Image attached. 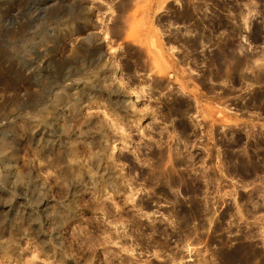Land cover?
I'll return each mask as SVG.
<instances>
[{"label": "rangeland", "instance_id": "rangeland-1", "mask_svg": "<svg viewBox=\"0 0 264 264\" xmlns=\"http://www.w3.org/2000/svg\"><path fill=\"white\" fill-rule=\"evenodd\" d=\"M246 246L264 262V0H0V264Z\"/></svg>", "mask_w": 264, "mask_h": 264}, {"label": "bare ground", "instance_id": "bare-ground-1", "mask_svg": "<svg viewBox=\"0 0 264 264\" xmlns=\"http://www.w3.org/2000/svg\"><path fill=\"white\" fill-rule=\"evenodd\" d=\"M211 1V0H210ZM231 8V7H230ZM118 35L124 34V28L119 29L117 32ZM105 36L101 41H104ZM83 43L75 52L73 55V59L76 61H79L85 65V69L90 72L92 70L98 69L100 67L101 63L103 62L104 56L103 53L100 51V49H92L90 47V36H86V38L83 40ZM69 90V89H67ZM186 217H191L190 214H186ZM247 249V250H246ZM224 256L223 260L226 263H232L234 261H250L252 258V254L250 250L245 248L244 253L242 255L239 254V252H232L231 254H222ZM226 255V256H225Z\"/></svg>", "mask_w": 264, "mask_h": 264}, {"label": "flooded vegetation", "instance_id": "flooded-vegetation-1", "mask_svg": "<svg viewBox=\"0 0 264 264\" xmlns=\"http://www.w3.org/2000/svg\"><path fill=\"white\" fill-rule=\"evenodd\" d=\"M218 2V0H215ZM226 6L229 7L230 5L228 3H226ZM214 264H264V262H259V263H252L251 261H234L232 263H226L224 261H220V262H215Z\"/></svg>", "mask_w": 264, "mask_h": 264}]
</instances>
